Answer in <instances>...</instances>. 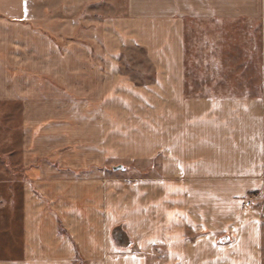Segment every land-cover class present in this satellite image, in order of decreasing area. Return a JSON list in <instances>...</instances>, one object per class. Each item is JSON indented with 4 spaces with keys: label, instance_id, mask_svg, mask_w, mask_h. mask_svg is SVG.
Here are the masks:
<instances>
[{
    "label": "crops",
    "instance_id": "0c3cea01",
    "mask_svg": "<svg viewBox=\"0 0 264 264\" xmlns=\"http://www.w3.org/2000/svg\"><path fill=\"white\" fill-rule=\"evenodd\" d=\"M262 1L127 0L109 16L100 12L107 0H0V106L34 108L19 161L0 145L9 153L0 163V264H262L252 202L264 192V87L188 93L200 87L188 84L198 74L186 43L188 18L259 12ZM85 8L94 14L76 16ZM48 26L72 27L75 37L61 49ZM140 46L154 76L136 83L123 49ZM42 76L56 82V114L68 109L45 124ZM31 150L41 161H27ZM47 150L51 162L42 161ZM122 159L152 169L155 159L158 174L128 175Z\"/></svg>",
    "mask_w": 264,
    "mask_h": 264
},
{
    "label": "rangeland",
    "instance_id": "374dc122",
    "mask_svg": "<svg viewBox=\"0 0 264 264\" xmlns=\"http://www.w3.org/2000/svg\"><path fill=\"white\" fill-rule=\"evenodd\" d=\"M127 0H107V6L105 8L99 6H93L96 9H101L100 12H105L106 15H122L125 11ZM264 2V1H262ZM263 6V3L261 4ZM103 10V11H102ZM94 14L85 8L79 12L76 16L82 17L83 15ZM99 16L103 17L104 14L97 13ZM66 15V13H64ZM63 16V15H62ZM66 17V16H65ZM74 17V16H73ZM204 19V20H202ZM212 19V20H210ZM202 20V21H200ZM211 21L210 23L206 22ZM216 21V22H214ZM63 27V26H62ZM46 33H50L52 30L56 32L59 29V34H54L60 40L61 44L66 43L74 39L75 36H71L72 27H59L43 28ZM63 29V31H61ZM13 39V37H12ZM186 43H187V57L188 65L196 66L193 68L197 72V76L188 75V84H199L197 87L199 89H193V85H188V93H234L239 92L241 88L240 85L247 84L251 86L250 93L258 92L260 88L264 86V10L261 9L259 12H248L242 13L236 11L231 16H218L216 18H188L186 24ZM146 49L143 46L138 48L135 47H124L123 49V63L122 69L128 73V77L133 78L136 83L150 81L153 78V71L150 69V65L145 59ZM249 54V55H248ZM250 57V60L248 59ZM214 57H218L215 60ZM205 59L206 61H199L200 59ZM214 60V61H213ZM204 62V63H203ZM208 62V63H206ZM199 66V67H198ZM206 67H213L216 70L214 75H206ZM250 71V73H249ZM244 73V74H243ZM79 74L75 75L78 76ZM28 83L31 80L30 76H26ZM44 77L43 82V98H38V101L42 99L43 106H38L39 116H42V123L45 124L49 121V117L56 115L58 117L68 116V109H62L58 114L57 107H53L51 104V85H55L56 82L51 76ZM80 77V75L78 76ZM98 77V76H97ZM38 78V76H37ZM202 83V85H201ZM202 87V88H201ZM247 90V87L245 88ZM259 89V90H258ZM261 93L264 94V90ZM259 91V92H260ZM74 94H84L81 89H74ZM52 109V113H51ZM57 109V110H56ZM36 110V108H35ZM24 111V113H23ZM25 111L28 115L26 117ZM34 111L33 107H23L21 101L11 100L5 102L0 106V145L7 144V148L10 147L11 161L15 163L19 161V153L21 152V147H19L22 141L21 133L26 130L27 136L31 134V126L33 127L32 120L33 116L31 113ZM54 111V112H53ZM73 111V110H71ZM72 115V113H69ZM25 116V117H24ZM75 119L78 116H73ZM25 120V122H24ZM37 129H43L41 124H36ZM36 129V130H37ZM4 137H6L4 139ZM46 140L43 141L45 145ZM42 145V146H43ZM46 151V149H43ZM9 155L8 152L4 150L1 152L0 147V163L4 161L3 155ZM4 155V156H6ZM42 161L51 162L53 161V156L50 151L47 153ZM32 150L27 153V161L34 163L35 161H41V158H34ZM126 164H129L128 175H148V174H158L157 171V160H153L155 165L153 169L150 166V162H132L131 160L122 159ZM119 161L114 162V166L118 165ZM109 163V162H108ZM121 164V162H119ZM137 164V165H136ZM113 169V168H112ZM15 174L12 177L20 178L22 171L12 172ZM0 204V243L8 237L6 234H2L3 226H7L8 219L4 218ZM252 205L260 210L261 212V227H262V244L264 248V192L258 195L256 199L253 200ZM3 225V226H2ZM4 226V227H5ZM159 251V249L157 250ZM264 253V252H263ZM262 264H264V255Z\"/></svg>",
    "mask_w": 264,
    "mask_h": 264
},
{
    "label": "water",
    "instance_id": "95a60500",
    "mask_svg": "<svg viewBox=\"0 0 264 264\" xmlns=\"http://www.w3.org/2000/svg\"><path fill=\"white\" fill-rule=\"evenodd\" d=\"M124 167V165L123 164H118V165H115L114 166V168L115 169H118V168H123ZM114 237H115V235H114ZM120 243H122V244H124V245H127L129 242H128V240L126 239V238H124V235L122 236V237H120Z\"/></svg>",
    "mask_w": 264,
    "mask_h": 264
},
{
    "label": "trees",
    "instance_id": "16d2710c",
    "mask_svg": "<svg viewBox=\"0 0 264 264\" xmlns=\"http://www.w3.org/2000/svg\"><path fill=\"white\" fill-rule=\"evenodd\" d=\"M114 234L116 235V238H119V239H120V237L123 236V235L121 236V232L119 231V228L114 229Z\"/></svg>",
    "mask_w": 264,
    "mask_h": 264
}]
</instances>
